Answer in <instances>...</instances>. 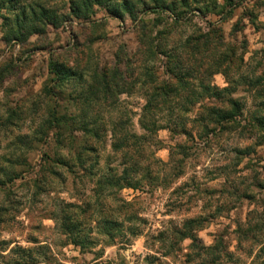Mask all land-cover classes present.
<instances>
[{
    "label": "rangeland",
    "instance_id": "1",
    "mask_svg": "<svg viewBox=\"0 0 264 264\" xmlns=\"http://www.w3.org/2000/svg\"><path fill=\"white\" fill-rule=\"evenodd\" d=\"M26 1L53 11L59 20L56 26L37 23L43 31L24 42L8 40L0 2V118L4 120L11 111L16 115L11 125L0 127V155H20L19 164L14 165L17 178L0 185V264L21 261L19 252H11L16 247L30 250L23 264H213V260L216 264H264V254L258 252V241H264V189L260 186L264 184V130L253 121L264 100L259 95L264 89V0H244L229 15L225 13V19L221 15L228 8L223 0H164L174 3L175 12L185 17L181 21L154 9L150 0H145L150 8L146 11L130 0L135 4V19L126 12L122 18L113 16L106 3L93 5L89 16L77 18L69 13V6L81 0ZM212 1L215 12L205 11ZM200 9L206 13L202 15ZM209 31L210 42L223 41L222 46L210 44L209 53L198 54L193 65L197 68L225 58L220 70H211L209 81L219 89L233 90L200 103L225 108L228 97L238 100L243 108L236 116L238 124L207 135L193 128L188 137L161 129L153 135L151 149L163 164H151L146 149L145 160L137 166L150 178H143L137 190L94 195L95 179L90 180L75 162L74 147L43 125L53 101L60 105V114L78 115L79 109L69 106L73 104L69 95L76 96L90 85L101 69L117 67L125 80L124 92L107 97L104 106L101 102L87 116L127 120L128 129L141 134L142 106L151 87L168 78L164 74L167 58L189 39L202 42L200 36ZM147 49L151 52L143 56ZM50 59L81 75L65 82L55 100L43 90L53 84ZM146 68L153 78L140 77ZM189 81L192 90V76ZM197 95L172 101L188 103ZM196 112L195 108L186 118L192 120ZM168 116L167 112L155 114L159 121ZM16 135L26 137V142H19ZM110 143L109 132L103 133L96 151L98 167L109 165L119 174L123 160ZM56 157H64L71 166L55 164ZM63 208L85 228L99 219L124 218L123 234L112 243L103 239L83 250L69 243L54 225L53 215ZM193 218L205 219L202 229L193 230L199 244L213 246L220 241L219 251L205 254L191 246V240L179 239L185 221ZM129 228L137 234H128Z\"/></svg>",
    "mask_w": 264,
    "mask_h": 264
},
{
    "label": "trees",
    "instance_id": "2",
    "mask_svg": "<svg viewBox=\"0 0 264 264\" xmlns=\"http://www.w3.org/2000/svg\"><path fill=\"white\" fill-rule=\"evenodd\" d=\"M135 1L145 6V11L150 9L147 7L145 0ZM0 2L2 8L5 9L3 18L5 20L4 26L8 28L6 32L8 40L14 39L24 42L28 36L43 31L42 27L40 28L36 25L37 23L41 25L45 23L55 25L59 20L53 14V11L44 8L42 5H35L32 1L1 0ZM150 2L156 6L154 9L157 11L170 13L175 18V21L185 19V17L175 12L173 2L165 3L164 0H150ZM243 2L244 0H223L222 5L228 9L221 15V18L225 19L232 9L241 6ZM104 3L107 4V11L113 16L122 18V14L126 12L131 19L136 18L134 14L135 4L130 0H81L69 6V13L77 18L86 17L91 14V7L93 5L100 6ZM215 4V1L207 4L204 7L205 11L215 12ZM200 12L202 15L206 13L202 9H200ZM210 35V31L202 34L200 36V38H203L202 42L189 39L183 43L181 49L175 55H169L164 68V74L168 78L159 83L157 87H151L152 93L146 95V103L142 106V113L139 118V125L143 130L141 134L130 131L127 127V120L120 119L114 121L110 117L109 119H105L101 116H87V114L92 112L91 110H94L98 105L100 106L101 102L103 103L102 106H104L105 101L103 100L107 97L124 92L125 80L117 67L109 71L108 69H101L100 72L92 76L90 85L87 84L81 88L80 92L76 93V96L69 95L70 99L68 101L73 103L69 106L74 105L76 109H79L78 115L60 114L58 110L60 105L57 104V101H53L55 104H52L53 106L49 110V117L43 125L46 127V124H48V129L52 130L57 138L61 141L67 140L74 147L75 162L83 168L85 175L90 180L95 179L93 183L95 188L91 190L94 195L106 197V195L110 196L123 188L137 190L143 178H150L147 172L142 175L143 170L137 166L144 159L146 149H149L151 155L149 162L151 164H163L159 159L154 157V150L151 149L152 144H154L153 135L161 129L188 137L191 136L193 128H197L201 134L207 135L208 133L215 134L216 132L224 131L229 126L238 124L236 116L241 114L243 109L238 100L228 97L226 100L227 107L225 108L200 103L204 98L227 96L233 90V88L228 87L219 89L209 81V76L212 75L211 70L215 68L220 70L225 62V58L219 61L212 60L213 62H209L206 65L202 64V66H198L197 68L193 65L198 54L201 52L205 54L209 53L210 44L214 48L217 45L222 46L223 41L219 44L211 43ZM147 52H151V49L145 50L142 53L143 56ZM146 58L148 57L146 56ZM48 69V73L52 76L50 81L53 84L50 86L46 85L43 90L47 97H53L54 100L61 94L63 90L61 87L64 86L65 82H68L70 79H78L81 76L52 59L49 61ZM142 76L149 79L153 78V74L149 71V68H146L144 73L140 74V77ZM191 76L195 86L192 90L189 81ZM261 79L259 78L258 82H261ZM145 84H143V88ZM197 92L198 95L194 97L195 100L192 102L179 103L172 101L173 98H184V101H188L189 96L193 97ZM259 95L264 96V89L259 90ZM77 99L80 102L74 104ZM197 103H200V105L196 107ZM64 108L66 109L67 106L61 109ZM195 108L197 112L192 120L186 118V115ZM161 112H167L169 115L166 121H159L158 118H155V114ZM15 116V113L11 111L4 120L0 118V127L11 125L12 118ZM253 121L257 123L258 128L264 130V100L259 105L258 110L253 113ZM76 132H78L77 135ZM107 132H109L110 144L113 151L119 153L123 160L121 165L124 166L119 174L109 165L105 168L98 167L97 145L102 143L103 133L107 134ZM16 137L19 142H26V137L23 135H16ZM83 154H87V156L84 157ZM3 156L5 157H1L0 155V185H4L6 182H11L17 178L18 171L14 165L19 164L17 162L20 159L18 153L11 156ZM50 158L47 155V159ZM53 162L59 164L61 167L68 168L71 166L69 165V161L64 157H56ZM260 186L264 189V184ZM69 206L81 208L79 205ZM66 209H69V207ZM123 214L127 213L124 211ZM204 220L193 218L185 221V229L180 231L179 239H189L191 240V246L198 248L205 254H210L215 250H220L221 242L217 241L213 246H203L199 244L195 234H193V230L195 233L197 230L203 228L202 223ZM121 221L125 222L126 220L123 218ZM121 221L104 218L95 221L94 226L88 225L85 228L81 226V221L74 213H69L64 208L53 215L56 229L67 238L69 243L83 250L95 246L100 241L103 242V239L112 243L115 237L122 236L123 231L121 228L123 225ZM128 231V234H137L134 230L132 231V228H129ZM258 245V252L264 254V241H258ZM16 251L19 252L21 261H14L15 264H23V260H29L27 255L25 257V254L30 251L29 249L16 247L11 252L14 253ZM212 263L216 264V261L213 260Z\"/></svg>",
    "mask_w": 264,
    "mask_h": 264
}]
</instances>
